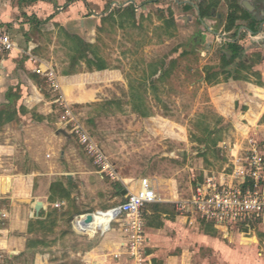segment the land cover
Masks as SVG:
<instances>
[{"label": "rangeland", "instance_id": "374dc122", "mask_svg": "<svg viewBox=\"0 0 264 264\" xmlns=\"http://www.w3.org/2000/svg\"><path fill=\"white\" fill-rule=\"evenodd\" d=\"M20 1L15 0V4H24ZM95 1L98 5L93 4L89 13H96L101 23L93 36L94 53L79 68L91 72V83L87 86L96 89L97 98L95 103L77 106L81 122L107 152L118 175L121 173L130 178L131 181L127 182L130 191L139 187L140 179L153 174L160 196L186 200L195 184L205 174L222 170L228 163L230 149L247 139L244 131L238 134L235 128L231 129L229 119L221 120L214 103H217L215 98H221L222 92H227V88L215 87L214 82L227 76L232 80L238 70L239 73L244 71L245 64H263V19L254 16L245 7L244 2L251 3L252 0ZM66 2L70 3L69 0ZM76 2L85 4L82 0H75V4H78ZM200 6L209 8L212 14L202 22L199 21ZM132 7L135 15L130 17L128 13H133L129 10ZM61 13L69 12L65 7ZM231 13L246 18L238 20L236 25L248 28L253 23L258 28V34L251 37L245 32L243 38L238 39L239 34L236 38L234 36L237 29L227 32V18ZM28 21L29 17H26L24 23ZM3 27H8L7 31L21 47H26L23 33H16L18 30L12 24L7 27L1 25L0 28ZM31 27L34 28L35 24L32 23ZM30 35L35 39L40 37L41 40L58 43L53 32ZM231 41L238 42L243 48L244 60L239 63V69L236 64L225 66L221 58ZM60 54L59 59L71 56L68 49L60 50ZM38 84L53 101L55 115L60 118L61 107L55 102L58 94L45 79ZM217 87L218 90H215ZM135 91L144 97L143 105L133 99ZM137 104L141 105V109L148 110L150 116L142 117L137 113ZM72 108L75 109L73 105ZM239 122L246 123L242 118ZM212 130L218 131L211 139L218 140L219 144L217 148L206 149L201 141H205ZM251 137L259 142L264 154V137ZM73 148L86 163L94 167L79 144H73ZM14 165L13 156L4 157L3 161L0 160V174H10ZM91 184L97 190L85 196L84 204L89 207L92 197L99 199L98 206H90L92 214L109 211L106 209L108 205H103L104 201H115L116 207L123 201L121 190L114 181L93 178ZM7 208L8 202L1 199L2 229L11 223L8 218L4 219V210L9 213ZM61 210L64 211L63 208ZM68 233V225L64 224L58 236L63 235L65 239L49 250L51 253H47L52 254L51 261L55 257L65 263L71 259V254L65 248L73 243ZM216 235L223 242V253L218 264H264V225L255 224L248 229L237 225L228 233L216 231ZM4 244L5 241L0 239V264H36L37 255H16L17 249H14V257L9 258L8 250H12L15 244L8 248ZM208 250L201 256L203 262L199 264H215L214 254L211 249Z\"/></svg>", "mask_w": 264, "mask_h": 264}, {"label": "crops", "instance_id": "0c3cea01", "mask_svg": "<svg viewBox=\"0 0 264 264\" xmlns=\"http://www.w3.org/2000/svg\"><path fill=\"white\" fill-rule=\"evenodd\" d=\"M21 1L24 4L16 5L15 0H0V27L12 24L18 30L16 33L24 34L26 41V47H21L17 41L18 49L0 59V160L3 161L7 156H13L15 160L10 174H0L2 182L0 200L8 202L9 209V213L4 210L3 214L6 215L4 219L8 218L11 221L7 228L0 227V239L5 241L6 248L15 244L12 250H8L9 258L14 257V249H17L16 255L22 253L37 255L36 264H57L51 261L52 254L47 253L63 242L65 237L58 236V231L67 223L59 221L56 233H48L46 236L42 232H30V225L39 219L41 212L45 213L42 217L45 219L52 209L66 210L75 203L78 212L71 222L73 243L65 247L71 254V259H77L81 264H127L125 257L119 260L113 256L125 241L118 223H113L108 230H101L97 223H91L94 232L87 233L82 231L77 221L92 213L89 211L90 206L99 205V199L96 197L91 198L89 207L84 204L85 196L97 190L91 184L93 178L114 181L121 190L123 201L130 190L127 182L131 180L121 173L118 175L107 152L98 144L113 164L118 179L113 180L108 175L100 173L77 137L61 124L62 114L60 118L55 115L53 101L42 92L38 84L45 78L35 73L39 66L44 69L51 68L56 72L62 93L68 103L73 105L75 108L73 111L81 121L77 106L95 103L97 93L96 89H89L87 86L91 83L89 81L91 72H84L79 68L84 65L83 61L71 69L75 54L73 36L94 46L93 36L97 34L101 22L96 18V13L89 12L92 5H96L97 2L82 0L85 4L81 2L75 4V0H69L68 4L67 0ZM65 7L69 13H61ZM31 16L37 18L41 24L34 28L29 21L25 24L26 17ZM240 28L238 39L243 38L245 32L253 36L247 27ZM48 32H53L58 43L47 42L40 37L35 39L30 35L31 33H37L38 36L46 35ZM263 33L261 32V35ZM63 49H68L71 56L59 59L60 50ZM45 56L46 59L43 58ZM33 58L38 63H34ZM236 67H240V64L236 63ZM244 67V71L239 73L238 70L232 80L227 76L214 82L215 87L224 89L225 86L229 92L225 94L222 92L219 96L221 98H215L217 103L214 104L220 118L223 120L227 118L232 122L231 129L235 128L238 134L245 132L247 137L255 136L259 139L264 137V61L263 64L256 63L252 66L245 64ZM215 90H218V87ZM9 91H12L10 99L9 95L7 96ZM83 98L86 101H81ZM241 118L246 123H240ZM87 131L92 136L88 129ZM92 138L94 139L93 136ZM76 143L94 167L78 155L73 148V144ZM146 178L152 181L156 193L162 199L161 202L148 204L144 209L148 264H199L203 262L201 256L210 251L208 249L212 250L214 262L218 264L223 253V242L216 235V231L219 230L214 226L216 231L206 226V222L192 216L190 211H180L178 203L182 200L160 196L155 175ZM53 185L56 187L62 185L70 193V199H61L55 195ZM38 202L43 204L39 214L35 210ZM103 205H108L106 208L108 210L116 207L115 201L112 200L104 201ZM99 234L100 237H97ZM44 237L53 243L30 246L31 242ZM82 238L89 239L90 248L86 246L75 248L74 243ZM56 258L58 257L54 259Z\"/></svg>", "mask_w": 264, "mask_h": 264}, {"label": "built area", "instance_id": "2783aa9c", "mask_svg": "<svg viewBox=\"0 0 264 264\" xmlns=\"http://www.w3.org/2000/svg\"><path fill=\"white\" fill-rule=\"evenodd\" d=\"M17 49L18 43L11 34L0 28V59ZM33 62L38 63L35 58ZM35 73L43 76L58 94L55 102L61 107V124L77 137L100 173L113 180L118 179L110 159L66 100L56 72L39 66ZM138 183L139 187L134 191L128 190L126 199L113 208L116 209L114 212L113 209L109 210L113 219L108 229L113 223H118L125 239L113 256L119 260L125 257L127 264H148L144 209L148 204L162 201L149 178H142ZM178 206L180 211H190L200 221L210 223L226 233L237 225L247 229L255 224L264 225V154L259 148V142L247 137L244 143L235 144L230 149L225 167L205 174L195 184L190 198L180 201ZM83 219L84 216L77 221L80 226H83ZM88 226L91 224L84 227Z\"/></svg>", "mask_w": 264, "mask_h": 264}, {"label": "trees", "instance_id": "16d2710c", "mask_svg": "<svg viewBox=\"0 0 264 264\" xmlns=\"http://www.w3.org/2000/svg\"><path fill=\"white\" fill-rule=\"evenodd\" d=\"M133 13H128V16L132 17L135 15V10L134 7H132L131 9ZM210 9H203L202 6L199 7V21L202 22L203 19L210 17L212 14L209 12ZM127 15V13H126ZM125 15V16H126ZM124 17V16H123ZM246 19L245 17L238 15L237 13H231L229 15V17L227 18V26H226V31L227 32H231L234 29H237V31L235 32V38L238 34V30L241 26L236 25V22L238 20H243ZM29 22H32L33 24H35V27L39 26L41 23L38 21L37 18L35 17H29ZM248 30L251 31L253 33V35L258 34V28L257 26H254L253 23L250 25V27H248ZM26 36H28L26 34ZM71 37V36H70ZM73 45H74V57H73V61L71 63V69H74L75 66L77 64H80V61H84L89 57V54L94 53L93 51V46L90 45L89 43H87L86 41L81 40L79 37L77 36H73ZM222 60L224 61V65L225 66H230L236 63H240L242 60H244L243 57V48L241 47V45H239L238 42L236 41H231L227 44V48L224 49L223 54H222ZM227 75L229 74L226 73ZM141 88V87H140ZM12 91L7 92V96L10 99V94ZM135 94H132L133 99L137 102L140 101L141 105L144 104V97H142L140 94H137L136 91L134 92ZM139 103V102H137ZM107 104V103H105ZM104 104V105H105ZM97 105V104H94ZM138 105V104H137ZM135 105V111L137 113H139L142 117H148L150 116V112L146 109H141V105ZM223 120V119H221ZM228 128V127H227ZM208 132V131H207ZM215 133H218V131L216 130H212V132H208V136L205 139V141H201L205 144V148H210V147H218V140H212L211 136H213ZM52 189L54 190L53 192H55V195H58L61 199H70V193L64 189L62 187V185H59V187L56 186H52ZM78 212L75 203L71 204L69 206V208H67L66 210H61L58 208H54L52 209L50 212H48V214L46 215L45 219H42V217L45 215V213L41 212L40 213V217L39 219H37L36 221L32 222L30 225V232H42L45 236L48 233H56V228L59 227V221H64L67 223L68 228H69V233L70 235L74 236L73 231H71V222L73 220L74 215ZM206 226H210L211 228L214 229L213 225H211L210 223L205 224ZM215 230V229H214ZM216 231V230H215ZM65 236H63L64 238ZM53 241H48V239L46 237L44 238H40V239H36L35 241L31 242V247H36L40 244L44 245H50L52 244ZM75 244V248H78L80 246H86L88 248H90V241L87 238H82L81 240H78L77 242L74 243ZM57 264H81V262L77 259H70L69 261H67L65 263V261L63 263H59L60 259L56 258L54 260Z\"/></svg>", "mask_w": 264, "mask_h": 264}, {"label": "bare ground", "instance_id": "6f19581e", "mask_svg": "<svg viewBox=\"0 0 264 264\" xmlns=\"http://www.w3.org/2000/svg\"><path fill=\"white\" fill-rule=\"evenodd\" d=\"M113 219V214L111 212H101V214L99 213L98 215L95 216L94 218V222L93 223H97L98 227L101 230H107L109 228L110 222ZM81 229L83 232H87V233H93L94 229L92 228V226H88V227H84L81 226Z\"/></svg>", "mask_w": 264, "mask_h": 264}, {"label": "flooded vegetation", "instance_id": "af4514ba", "mask_svg": "<svg viewBox=\"0 0 264 264\" xmlns=\"http://www.w3.org/2000/svg\"><path fill=\"white\" fill-rule=\"evenodd\" d=\"M250 4L252 6V9H248L247 8L248 11L250 13H252L254 16L257 15V16L261 17L263 19V22H262L263 25H262V27H264V0H252V2Z\"/></svg>", "mask_w": 264, "mask_h": 264}, {"label": "water", "instance_id": "95a60500", "mask_svg": "<svg viewBox=\"0 0 264 264\" xmlns=\"http://www.w3.org/2000/svg\"><path fill=\"white\" fill-rule=\"evenodd\" d=\"M244 5H245L248 9H252V6H251V4H250L249 2L245 1V2H244ZM251 33H252V32H251ZM42 206H43V204H42L41 202H38L37 205L35 206V210H36L37 214H39V212L41 211ZM115 210H116V209H113V212H114ZM98 213L101 214V212H98ZM94 218H95V214H92V213H90V214H86V215L84 216L83 221H82L83 226H87V225H90L91 223H93V222H94Z\"/></svg>", "mask_w": 264, "mask_h": 264}]
</instances>
